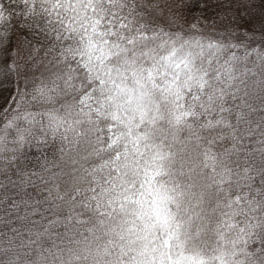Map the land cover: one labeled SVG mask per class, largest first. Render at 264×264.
<instances>
[{
  "label": "snow or ice",
  "instance_id": "6c2138e0",
  "mask_svg": "<svg viewBox=\"0 0 264 264\" xmlns=\"http://www.w3.org/2000/svg\"><path fill=\"white\" fill-rule=\"evenodd\" d=\"M0 264H264V0H0Z\"/></svg>",
  "mask_w": 264,
  "mask_h": 264
}]
</instances>
